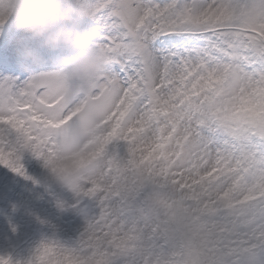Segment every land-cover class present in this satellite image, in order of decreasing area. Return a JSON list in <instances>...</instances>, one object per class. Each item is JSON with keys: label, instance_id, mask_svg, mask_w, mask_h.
I'll return each mask as SVG.
<instances>
[{"label": "snow or ice", "instance_id": "snow-or-ice-1", "mask_svg": "<svg viewBox=\"0 0 264 264\" xmlns=\"http://www.w3.org/2000/svg\"><path fill=\"white\" fill-rule=\"evenodd\" d=\"M89 2L109 58L84 95L68 103L33 78L0 80V163L21 174L30 150L62 176L65 125L113 97L75 165L101 162L71 187L83 231L28 264H264V0Z\"/></svg>", "mask_w": 264, "mask_h": 264}, {"label": "clouds", "instance_id": "clouds-1", "mask_svg": "<svg viewBox=\"0 0 264 264\" xmlns=\"http://www.w3.org/2000/svg\"><path fill=\"white\" fill-rule=\"evenodd\" d=\"M94 15L89 0H0V21H7L4 25L42 37L45 46L63 45L75 51L74 55L60 57L54 69L31 74L36 82L46 84L68 103L85 94L84 82L104 69L109 58L106 48L93 43L95 29L79 27L80 18ZM23 54L37 62L41 59L38 52L30 48ZM112 99L110 92L89 99L79 114L65 125V134L57 145V162L67 166V171L62 176H54L69 189L100 170V161L83 167L75 165L96 147Z\"/></svg>", "mask_w": 264, "mask_h": 264}, {"label": "rangeland", "instance_id": "rangeland-1", "mask_svg": "<svg viewBox=\"0 0 264 264\" xmlns=\"http://www.w3.org/2000/svg\"><path fill=\"white\" fill-rule=\"evenodd\" d=\"M91 24V18L79 19L82 29L91 28ZM31 38L35 43H23L14 53L0 58V80L13 78L23 83L36 70L57 67L53 62L50 67L44 63L38 69L33 68L23 54L28 48L39 55L46 53L54 60L76 54L63 45L45 46L42 37L31 34ZM21 163L24 174L0 163V256H10L12 264H28L38 248L50 240L74 245L86 223L83 212L86 202L77 203L76 194L55 178L43 157L25 150L21 153ZM50 258L56 257L50 254Z\"/></svg>", "mask_w": 264, "mask_h": 264}, {"label": "bare ground", "instance_id": "bare-ground-1", "mask_svg": "<svg viewBox=\"0 0 264 264\" xmlns=\"http://www.w3.org/2000/svg\"><path fill=\"white\" fill-rule=\"evenodd\" d=\"M26 42L27 43L30 42L31 44L35 43V41L31 38V33L25 32L21 29H16L10 25H4L2 28H0V58L2 59L6 58L8 53L9 54L14 53L19 47H21L23 43ZM39 56L41 57L39 62L28 57L29 59L28 64L31 65L33 68L35 67V69L36 68L38 69L42 64L44 66V63H47L48 67H50V64L52 65L53 62L56 63V61L59 59L56 58L54 60L53 57L48 56L46 53ZM48 58H50L51 60H49ZM48 70L49 69H46L44 71H48ZM35 72H42V71L36 70Z\"/></svg>", "mask_w": 264, "mask_h": 264}]
</instances>
